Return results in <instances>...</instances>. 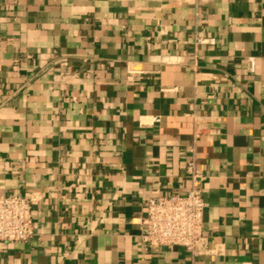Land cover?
Returning a JSON list of instances; mask_svg holds the SVG:
<instances>
[{
    "label": "crops",
    "instance_id": "obj_1",
    "mask_svg": "<svg viewBox=\"0 0 264 264\" xmlns=\"http://www.w3.org/2000/svg\"><path fill=\"white\" fill-rule=\"evenodd\" d=\"M190 161L206 249L144 250ZM5 194L35 236L0 264H264V0H0Z\"/></svg>",
    "mask_w": 264,
    "mask_h": 264
},
{
    "label": "built area",
    "instance_id": "obj_2",
    "mask_svg": "<svg viewBox=\"0 0 264 264\" xmlns=\"http://www.w3.org/2000/svg\"><path fill=\"white\" fill-rule=\"evenodd\" d=\"M214 44L213 39L196 37L195 46ZM248 71L254 70V59L248 58ZM158 122V119H154ZM199 129L194 130L198 137ZM188 183L187 190L172 197H152L145 204V216L140 223L144 228L141 237L144 250L157 247L181 248L190 255H198L206 249V239L202 234L203 213L206 203L201 189V174L194 161L184 170ZM34 194L0 195V243H24L35 236L32 220Z\"/></svg>",
    "mask_w": 264,
    "mask_h": 264
}]
</instances>
